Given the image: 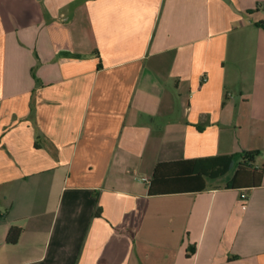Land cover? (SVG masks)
Returning a JSON list of instances; mask_svg holds the SVG:
<instances>
[{"label": "crops", "instance_id": "crops-1", "mask_svg": "<svg viewBox=\"0 0 264 264\" xmlns=\"http://www.w3.org/2000/svg\"><path fill=\"white\" fill-rule=\"evenodd\" d=\"M260 22L264 0H0V264H264ZM250 150L259 184L228 187ZM217 154L230 177L150 192Z\"/></svg>", "mask_w": 264, "mask_h": 264}, {"label": "trees", "instance_id": "trees-1", "mask_svg": "<svg viewBox=\"0 0 264 264\" xmlns=\"http://www.w3.org/2000/svg\"><path fill=\"white\" fill-rule=\"evenodd\" d=\"M264 26V22H260ZM259 151L250 150L240 153L242 160L236 166L228 187H251L258 185L263 167L253 168ZM237 154H217L212 156L187 158L159 162L150 179L151 193L198 191L206 188L207 178H218L227 174L233 167ZM1 213V212H0ZM22 227L13 225L7 234L9 243L18 242Z\"/></svg>", "mask_w": 264, "mask_h": 264}, {"label": "rangeland", "instance_id": "rangeland-1", "mask_svg": "<svg viewBox=\"0 0 264 264\" xmlns=\"http://www.w3.org/2000/svg\"><path fill=\"white\" fill-rule=\"evenodd\" d=\"M232 173H233V169L230 170V171L227 173V176H226V177H230ZM226 177H225V178H226ZM223 179H224V178H223Z\"/></svg>", "mask_w": 264, "mask_h": 264}, {"label": "built area", "instance_id": "built-area-1", "mask_svg": "<svg viewBox=\"0 0 264 264\" xmlns=\"http://www.w3.org/2000/svg\"><path fill=\"white\" fill-rule=\"evenodd\" d=\"M242 198H243V199H246V198H247V194H246V193H243V194H242Z\"/></svg>", "mask_w": 264, "mask_h": 264}]
</instances>
